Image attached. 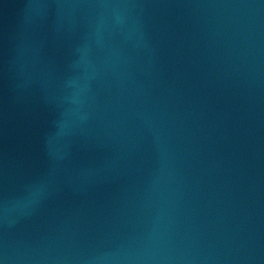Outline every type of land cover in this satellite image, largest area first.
I'll return each instance as SVG.
<instances>
[{
	"label": "water",
	"instance_id": "1",
	"mask_svg": "<svg viewBox=\"0 0 264 264\" xmlns=\"http://www.w3.org/2000/svg\"><path fill=\"white\" fill-rule=\"evenodd\" d=\"M264 49V0H0V264H149Z\"/></svg>",
	"mask_w": 264,
	"mask_h": 264
}]
</instances>
